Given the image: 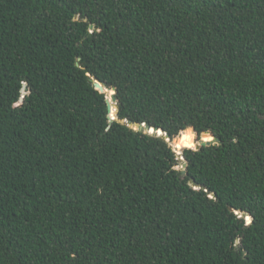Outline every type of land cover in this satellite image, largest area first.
<instances>
[{
    "label": "trees",
    "instance_id": "obj_1",
    "mask_svg": "<svg viewBox=\"0 0 264 264\" xmlns=\"http://www.w3.org/2000/svg\"><path fill=\"white\" fill-rule=\"evenodd\" d=\"M0 264H264V0H0Z\"/></svg>",
    "mask_w": 264,
    "mask_h": 264
},
{
    "label": "water",
    "instance_id": "obj_2",
    "mask_svg": "<svg viewBox=\"0 0 264 264\" xmlns=\"http://www.w3.org/2000/svg\"><path fill=\"white\" fill-rule=\"evenodd\" d=\"M92 28H94V26H92ZM94 84H95V87L101 92V93H105L107 94V100H108V106H109V110H110V118L112 120H115L118 118V112H119V105H118V102H117V88H108L105 86L104 83H102L101 81L95 79V78H92ZM27 88H28V85H25V88H24V95L27 94ZM112 91V99L109 98V92ZM113 105L116 106L117 108V114H113ZM113 117H115V119H113ZM132 128H134L135 130H138V131H144L146 133H150V134H153V135H164L165 131L163 129H160V128H155L147 123H132L130 122L129 124ZM154 129L156 131H149V129ZM185 131V130H184ZM183 132V131H182ZM182 132L179 134L178 137H181L182 135ZM194 133L197 135V145H196V148L195 149H200L202 146H205V145H211V144H221L222 143V140L220 138H218L216 135L213 134V132L211 131H207V132H204L203 134H199L196 130H194ZM169 142H171V138L169 136H166L164 135ZM206 136H210L212 137V139H207L205 138ZM174 147H175V144H174ZM174 150L176 151V153L179 155V157H181L182 160H184V164H183V169H184V172L187 173V167H188V163L187 161L185 160L184 156H183V150L181 151H178L176 148H174Z\"/></svg>",
    "mask_w": 264,
    "mask_h": 264
},
{
    "label": "bare ground",
    "instance_id": "obj_3",
    "mask_svg": "<svg viewBox=\"0 0 264 264\" xmlns=\"http://www.w3.org/2000/svg\"><path fill=\"white\" fill-rule=\"evenodd\" d=\"M109 95V94H108ZM109 98L110 99H112V95L110 96L109 95ZM113 114H117V108H116V106L115 105H113ZM187 148V147H191V145L190 144H188V143H183L181 146H178L176 149H181V148Z\"/></svg>",
    "mask_w": 264,
    "mask_h": 264
},
{
    "label": "snow or ice",
    "instance_id": "obj_4",
    "mask_svg": "<svg viewBox=\"0 0 264 264\" xmlns=\"http://www.w3.org/2000/svg\"><path fill=\"white\" fill-rule=\"evenodd\" d=\"M113 119H115V117H113ZM194 130H195V126H193V128H191V129H189V132H192ZM149 131H156V130L150 128ZM164 135L170 137L171 133L170 132H165ZM182 139H187V137H182ZM237 215H239V213H237ZM246 219L249 220V222L251 221V217H246Z\"/></svg>",
    "mask_w": 264,
    "mask_h": 264
},
{
    "label": "rangeland",
    "instance_id": "obj_5",
    "mask_svg": "<svg viewBox=\"0 0 264 264\" xmlns=\"http://www.w3.org/2000/svg\"><path fill=\"white\" fill-rule=\"evenodd\" d=\"M170 144L172 145L173 148H175V147H174V140H172V141L170 142ZM183 151H184V150H183ZM180 168H183V166H181ZM247 221H248V220H247Z\"/></svg>",
    "mask_w": 264,
    "mask_h": 264
},
{
    "label": "clouds",
    "instance_id": "obj_6",
    "mask_svg": "<svg viewBox=\"0 0 264 264\" xmlns=\"http://www.w3.org/2000/svg\"><path fill=\"white\" fill-rule=\"evenodd\" d=\"M249 222V221H248Z\"/></svg>",
    "mask_w": 264,
    "mask_h": 264
}]
</instances>
